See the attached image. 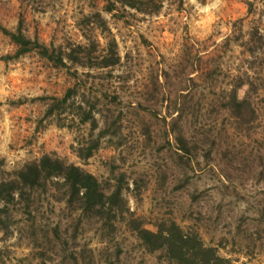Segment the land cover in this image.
<instances>
[{
  "label": "rangeland",
  "instance_id": "1",
  "mask_svg": "<svg viewBox=\"0 0 264 264\" xmlns=\"http://www.w3.org/2000/svg\"><path fill=\"white\" fill-rule=\"evenodd\" d=\"M109 4L0 0L3 168L59 156L104 187L120 185L131 212H83L49 184L0 233V264H176L143 244L130 217L151 230L174 221L229 264H264V3L152 0L146 12ZM18 26L64 54L86 45V64L114 41L119 61L62 67L36 50L15 55L1 28ZM88 111L95 123L81 120ZM96 139L80 158L76 149Z\"/></svg>",
  "mask_w": 264,
  "mask_h": 264
},
{
  "label": "trees",
  "instance_id": "2",
  "mask_svg": "<svg viewBox=\"0 0 264 264\" xmlns=\"http://www.w3.org/2000/svg\"><path fill=\"white\" fill-rule=\"evenodd\" d=\"M151 1L108 0L110 4L106 10L111 11L116 3H121L135 8L137 11L146 12L150 11L148 5ZM245 3L251 10L253 0H245ZM1 29L17 46L15 55L36 50L54 65L62 67H68L66 60L97 67L113 66L119 61L114 41L107 44L108 46L103 49L102 54L95 56L98 59L94 62L95 64L91 62L86 64L83 59L91 61L92 57V49L86 45L78 44L76 48H72L64 54L61 48L49 46L40 42L36 37L26 36L22 32L21 26H18L16 30H8L3 27ZM70 95L69 88L58 101L64 103ZM233 103L241 108L246 105L247 98L237 100L233 97ZM51 112L52 108L50 107L48 113ZM89 118H92L93 122L95 121L91 111H88L81 120ZM98 144V139H96L93 144L79 146L76 149L77 155L83 159L89 157ZM49 184L58 188L61 186L66 194L65 202L69 205L74 204L83 212L93 215L105 213L106 216L113 219H117L118 213L131 214L126 206L120 185L104 187L93 173L59 156L43 153L39 158L26 161L20 167L10 171L3 168V159L0 158V233H6L8 229L18 224L23 213L30 214L40 197V191H45ZM119 202L124 204V210L118 209ZM129 221L130 229L149 250L162 251L169 260L176 264L230 263L229 258L218 253L217 247L206 245L197 232L184 230L174 221L156 224L155 230L145 228L143 222L138 219L130 217Z\"/></svg>",
  "mask_w": 264,
  "mask_h": 264
},
{
  "label": "clouds",
  "instance_id": "3",
  "mask_svg": "<svg viewBox=\"0 0 264 264\" xmlns=\"http://www.w3.org/2000/svg\"><path fill=\"white\" fill-rule=\"evenodd\" d=\"M203 10H205V11H206L207 9H203Z\"/></svg>",
  "mask_w": 264,
  "mask_h": 264
}]
</instances>
